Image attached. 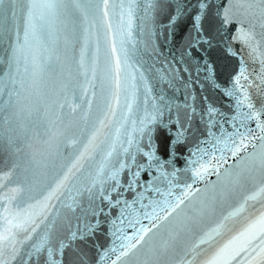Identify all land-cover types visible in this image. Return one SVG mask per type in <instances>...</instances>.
<instances>
[{"label": "water", "instance_id": "95a60500", "mask_svg": "<svg viewBox=\"0 0 264 264\" xmlns=\"http://www.w3.org/2000/svg\"><path fill=\"white\" fill-rule=\"evenodd\" d=\"M214 2L222 7L226 0H214ZM150 3L151 0H137L136 19L131 35L128 34L126 19L122 23L113 14V12H119L118 0H110V4L116 5L115 9L110 7L111 29H108L98 19L92 22L95 0H89L87 4L88 22H85L83 17L70 6L68 11L63 12L51 27L44 28L40 45L43 72L38 78L35 89L26 93L25 111L20 113L11 125L0 120V172H7L13 164L19 165L14 180L26 186L20 207L25 208L31 205L32 207L28 210L33 213V219L39 225L36 232L32 233V240L25 242L23 246H17L18 255L14 260L7 251L5 252L8 264H25V262L26 264H50L46 250L35 253L30 246L39 242L46 233L49 238L48 246L52 247L55 259H61L56 251L59 244L63 242L67 245L63 249L61 264H111V260L115 259L114 254L109 253V257L104 261H100V256L110 248H119L123 235L130 236L135 232V228L129 227V221L135 222L137 218H141L142 223L150 226L147 220L142 219V216L138 217V213L151 211V208H142L140 202L133 204V201L137 200L136 193L143 191V188L132 191L122 187L119 196L112 193L113 202L117 198L121 200V204L117 206L110 205L108 200L103 199L95 190L91 196L88 194L77 196V192L83 193L85 188L91 184L95 170L103 162L104 154L116 139L117 130L119 129L123 139V134L131 130L132 121L138 122L143 117L145 94L139 79L141 72L152 85L151 94L156 97L163 94L165 101L170 102V111H164V115L154 126L155 131L152 138L157 145V155L162 160L170 161L165 165V169L168 172H171L173 168L179 170L177 179L173 181L179 186L173 188L172 192L175 196H180L184 186L191 184L192 188L189 197L185 200V205H181L185 212L175 220L172 232L157 237L156 246L166 245L167 250L156 255L150 252L140 254L135 264H179L181 258L191 257L190 249L198 242L203 232L224 221L225 227L221 234L211 244L202 245L197 249L199 254L195 256L193 264H204L216 248L223 246L242 231L253 217L264 212V198H260L257 201H250L246 210L241 214L229 216V213L246 196L264 183V170L259 168L251 171L248 179L234 190L229 191L227 195L217 196L214 202H210V197L214 192H218L221 184L225 182L226 170L235 171L240 156L261 151L262 142L255 140L252 142L256 145L255 149L249 144L247 152L233 157L223 144H218L214 151L212 145L215 141L213 136L209 135L211 132L217 137L220 136L221 128L229 133L233 131L231 123L226 121L236 114V98L227 96L225 89L231 87L233 78L239 72L240 57H243L248 73H251L253 68L257 70L259 68L250 61L247 49L241 43L232 40L239 24L233 23L224 33L215 36L211 47L203 45L198 49H192L190 50L191 56H185L183 59L180 58L182 45L187 33L192 29L191 18L196 11L194 8L175 25L170 41H166L164 37H157L156 42L159 45V51L163 53V59L171 61L172 66L180 69L178 74L180 79L173 82L174 86H169L168 83L158 79L156 71L168 65H163L162 58L153 53L150 48L145 47L147 37L146 32L142 31L143 18L145 9L150 6ZM195 3L196 0H191V4ZM238 10V0H234V11L238 13L236 19L245 26L254 24L257 33L264 32L258 18L240 15ZM169 14H171V9H169ZM159 20L166 23L167 16H161ZM16 23L21 27L22 39V13L18 12ZM4 27L6 31L0 37V77L8 71L7 60L10 46L15 43L14 34L8 31L12 27L11 19L4 21ZM205 27L207 29V24ZM86 37L87 49L84 63L88 68V75L85 78L79 61ZM113 39L122 66L119 104L112 96L115 90L112 82L114 77L110 72L111 63L114 62ZM97 46L99 51H97ZM229 48L237 55H232L228 51ZM205 61L212 69L210 78H207L209 74L204 67ZM24 67L25 60L22 59L20 73L28 78L31 65L28 64L29 73H24ZM93 68L95 69L94 76ZM184 68H187V72L183 70ZM133 76L136 77L135 81L132 79ZM133 83L139 90L136 92L137 99L132 111L129 112L125 97L132 90ZM186 84L190 87H186ZM217 84L220 85L219 88L215 86ZM249 93L259 107L260 97L256 89L250 88ZM192 96H195V100L191 98ZM2 99L6 100L7 97ZM151 103V101L148 102L149 109ZM61 104L64 105L63 108L59 106ZM186 104L192 105L196 112L191 113L190 109L184 107ZM69 105L75 107L76 110L70 111ZM77 105L79 107H76ZM209 105L219 110V114L215 117L219 121L216 125L208 123L207 107ZM107 106H111L116 113L115 116L107 113ZM0 115L7 118L11 113L6 111ZM177 115L188 130L183 142L174 146V158L170 159L169 145L173 134L180 127L174 123ZM187 116H191L190 124L185 123ZM100 120H103V126L100 125ZM17 122L18 131L10 133L9 128L15 129ZM248 126L256 135H259L256 132L255 122H250ZM97 129L99 131L94 142V150L91 151L90 158L81 160L83 167L79 168V171L74 168L73 173L69 174L70 180L66 182L67 187L62 189L65 195L59 200L53 198L45 201L44 197L71 167L80 150L79 144L76 148L67 146L66 137L78 138L82 144ZM61 133L63 135H60ZM146 143L147 138L142 141V144ZM21 147L22 152L15 151L16 148ZM228 147L231 145L229 144ZM197 148L204 149L207 154L202 152L194 155ZM221 150L223 160H219ZM213 155L217 157L221 165L218 169L220 175L218 176L216 170L210 167L205 179L196 180L193 183L191 170L199 163L215 164L217 161L211 159ZM137 161L145 163L141 155L137 156ZM192 161H197V163L193 164ZM155 175L159 173L154 168L151 170V175L147 172L142 173L140 183L143 184ZM128 178L129 172L125 171L122 184ZM153 186H158L165 192L168 190L166 182ZM72 197H76V204H73ZM159 199L162 197L156 192L146 191L142 203L147 205L149 200ZM124 201L132 206L125 208L124 215L121 217L120 209L124 207ZM45 203L48 204L46 209L43 207ZM94 212L96 215H93ZM226 216L229 218L225 221ZM114 220L115 225L112 223ZM121 220L123 223L120 222ZM97 221L100 222L98 226ZM87 225L92 226L90 234ZM72 232L76 233V239H70ZM19 238L23 240V236ZM186 253L189 254L188 257H185ZM29 254H31V259H29Z\"/></svg>", "mask_w": 264, "mask_h": 264}, {"label": "snow or ice", "instance_id": "6c2138e0", "mask_svg": "<svg viewBox=\"0 0 264 264\" xmlns=\"http://www.w3.org/2000/svg\"><path fill=\"white\" fill-rule=\"evenodd\" d=\"M89 0H0V37L6 31L4 27V21L11 19L12 27L10 34H14L15 43L10 46L9 56L7 60V69L3 77H0V114L9 111L11 115L5 118L0 115V120H4L10 125L17 119L20 113L25 111V101L27 100L26 93L35 89L38 78L43 72V64L40 59L41 55V37L45 27H51L60 17L63 12L68 11L71 6L75 12H78L83 17L85 22L89 21V9L87 4ZM239 14L256 17L260 21L261 28H264V0H238ZM119 12H113L117 16L120 22L127 21L128 34L131 35L133 23L136 19L135 12L137 7V0H118ZM110 7L115 9V4H110V0H95V11L92 17V22H96L98 19L108 29L112 28V17L110 15ZM195 9V14L192 15V29L187 33L184 38V42L181 50V59L183 57L191 56L192 49H198L203 45L212 46V39L215 36H219L224 33L228 26L237 23L235 34L232 36L233 41L241 43L245 49H247V55L250 61L258 65V70L253 68L251 73H248L246 64L241 56V67L238 74L233 78L231 87L225 89V94L229 97L236 98V114L230 117L226 122L231 123L233 131L226 132L223 128L220 129V136L209 132L210 136H213L215 143L212 148L215 151L218 144H223L228 148V151L233 157H237L242 152H247L249 144L255 149L256 145L252 142L255 140L261 141V151L248 153L246 156H240V161L235 171L229 172L226 170V180L221 184L220 190L214 192L210 197V202H214L217 196L227 195L229 191L234 190L243 181L248 179V174L256 168L264 170V32L257 33L254 24L245 26L244 23L236 19L237 11H234V0H226L225 5L222 7L217 6L214 0H196L195 4H191V0H151L150 6L145 9V17L143 18L144 25L142 31L146 32L145 47L150 48L153 53L162 58V64L168 66H162L160 69H156L158 73V79L168 83L169 86H174L173 82L180 79V69L172 66V62L163 59V53L159 51V45L157 44V37H164L166 41H170L175 25L186 17L192 9ZM171 9V14H169ZM215 9V11H213ZM22 13L23 16V37L21 39V27L16 23L17 14ZM167 16V22H160L159 17ZM207 24V29L205 25ZM214 29V34H213ZM207 32V34H206ZM87 49V37L84 48L81 49V58L79 61L80 69L83 72L85 78L88 75V68L85 67L84 55ZM97 51L99 47L97 46ZM232 55H237L236 52L228 49ZM112 53L114 54V62L111 63L110 72L114 79V91L112 96L116 103L119 104V90L121 87L120 74L122 71L120 55L116 53L115 40L112 41ZM25 60L24 73H29L28 64L31 65V73L28 78L20 73V62ZM94 63V61H93ZM204 67L207 69L209 76L211 77V66L205 61ZM187 72V68L183 69ZM199 72V69H197ZM93 76L95 75V69H92ZM133 81L136 77L133 76ZM142 82V88L144 91V115L137 122L132 121V128L130 131H126L121 138L119 129L117 130L116 139L112 145L108 148L104 154L103 162L95 170L94 178L91 184L85 188L84 192H77V196L88 194L91 196L95 190L96 193L108 200L110 205L117 206L121 204V200L117 198L112 201V193L120 195L122 187H126L129 190L135 191L137 188H143V191L137 192V200L133 201V204L140 202L142 208H151V211H144L142 214L138 213V217L142 216L143 220L148 221V225L142 223L141 218H137L135 222L129 221V227L135 228V232L132 235H123L121 237L122 243L119 248L113 247L106 250L101 256L100 261H104L109 257V253L115 255V259L111 260V264H135L136 258L140 254L152 253L162 254L167 250L166 245L157 247V237L162 234H170L175 226V220L184 214L185 209L181 205H185V200L190 195L192 188L191 184L183 187V191L180 196H175L172 189L178 187L173 183L177 179L178 169L173 168L171 172L165 169V165L170 161L162 160L157 155V145L153 141V133L155 131V125L159 119L164 115V111H170V102L165 101L163 94L159 97L153 96L152 85L148 81V78L144 76L143 72L139 77ZM243 81V82H242ZM190 87V85H185ZM217 88L219 84L215 85ZM132 90L125 97L126 107L129 112L132 111L133 104L136 102V92L139 90L135 83L132 84ZM201 87H203L201 85ZM250 88H255L260 97V104L253 101ZM7 97L6 100L2 99ZM195 100V96L191 97ZM207 99V98H205ZM151 101V107L149 109L148 102ZM159 101V102H158ZM61 108L63 104L59 105ZM76 107H79L77 105ZM91 107L89 103V108ZM185 108L190 109L191 113H195L196 109L190 104L184 105ZM247 111H243V109ZM70 111H75L76 108L69 105ZM107 113L115 116V111L111 106H107ZM207 114L209 117L208 123L216 125L219 123L215 119L219 114V110L209 105L207 107ZM107 118V116L105 117ZM203 118V117H201ZM191 116H187L185 123L190 124ZM172 121H170L171 123ZM238 122V124H237ZM250 122H255L256 135L253 130L248 126ZM100 125L103 126V120H100ZM175 124L180 125L177 131L173 134V139L169 145L170 159L174 158V146L178 143H182L187 132V127L181 123L179 115H177ZM123 127V124H121ZM17 127L9 128V132L18 131ZM243 129V131H242ZM94 131L91 136L87 138V141L82 143L78 138L67 136V146L76 148L80 145V150L75 156L71 167L63 174L62 178L55 184V186L44 197L45 201H50L53 198L59 200L65 193L62 189L67 187L66 182L70 180V175L73 173V169L83 167L81 160L90 158L91 151L94 150L95 140L97 138V132ZM60 135H63L61 133ZM147 138V143L142 144V141ZM231 147H228V145ZM118 145V147H117ZM147 148V150H145ZM16 152H22L21 148H16ZM204 153V149L197 148L196 153ZM141 155L145 159V163H138L137 156ZM212 160L217 161L215 164L211 163H199L197 167H194L192 171L193 183L196 180L205 179L209 168L216 170V174L219 176L218 171L221 166L219 160H223V151L219 160L213 155ZM196 164L197 161H192ZM19 165L13 164V166L7 172H0V264H8L5 259V252L11 256L14 260L18 255V245L23 246L27 241L32 240V233L36 232L39 227L33 219V213L28 209L31 205L25 208H21L20 204L22 198L26 192V186L14 180L15 173ZM155 169L159 175L151 176L150 180L140 183L142 173H149ZM125 171L129 172L128 180L122 184V176ZM166 182L167 191H162L160 187L153 185H159ZM14 185V186H13ZM153 191L162 197L159 200H149L148 204L142 203L144 199V192ZM173 197V199H169ZM260 198H264V183L260 184L252 193L244 198V200L238 204L229 216H235L241 214L250 201H257ZM73 204H76V197H72ZM124 207L120 209L121 217L124 215L125 208H130L127 201H124ZM45 209L48 204L43 206ZM71 207V205L69 206ZM210 210V209H209ZM175 214V215H174ZM93 215H96L94 212ZM229 217H225L226 221ZM123 223V220L120 221ZM99 221L96 222L97 226ZM113 225L116 224L114 220ZM138 225V227H137ZM89 234L92 231V226L87 225ZM225 227L224 221L210 228L206 232H203L192 248L190 258H181L179 264H193L195 256L199 253L197 249L202 245L211 244V242L221 234L222 229ZM115 235V233H113ZM23 236V240L19 237ZM76 233L72 232L70 239H76ZM83 238V237H81ZM49 245L48 234L46 233L41 237L40 241L31 244V248L35 253H40L42 250L47 251L50 264H61L63 256V249L67 247L66 244L61 242L56 250L61 259H55L53 256V249ZM188 253L185 257H188ZM31 259V254H29ZM26 264V262H25ZM204 264H264V212H260L253 217L246 225V227L238 234L232 237L223 246L215 249L213 254L204 262Z\"/></svg>", "mask_w": 264, "mask_h": 264}]
</instances>
